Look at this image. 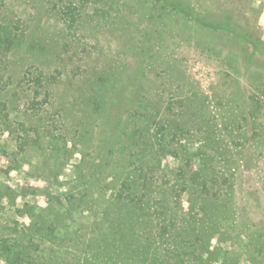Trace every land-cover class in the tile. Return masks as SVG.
<instances>
[{
  "label": "rangeland",
  "instance_id": "374dc122",
  "mask_svg": "<svg viewBox=\"0 0 264 264\" xmlns=\"http://www.w3.org/2000/svg\"><path fill=\"white\" fill-rule=\"evenodd\" d=\"M85 2L0 0V25L18 23L24 37L0 53L9 120L8 128L0 124V239L31 234L38 217L49 223V206L63 200L87 154L88 181L109 184L116 167L119 183L134 181L130 195H169L166 228L197 229L175 213L201 198L227 222L207 264H264V0ZM69 3L85 7L71 35L53 9ZM33 67L57 82L50 103L26 113L31 89L19 95L16 82ZM105 77L112 81L103 90L106 109L94 113L100 96L92 92ZM135 128L153 145L131 141L119 151L122 129ZM92 162L105 166L102 177L91 176ZM199 172L205 180L192 181ZM153 226L163 229L158 220Z\"/></svg>",
  "mask_w": 264,
  "mask_h": 264
},
{
  "label": "trees",
  "instance_id": "16d2710c",
  "mask_svg": "<svg viewBox=\"0 0 264 264\" xmlns=\"http://www.w3.org/2000/svg\"><path fill=\"white\" fill-rule=\"evenodd\" d=\"M69 4L64 12L56 6L53 9L57 14L61 13L62 18L64 17L66 33L71 35L72 27L76 20L80 19L85 7ZM18 25L12 21L7 26L0 25V53L15 51L21 45L24 37ZM0 66L5 70L1 59ZM143 72L144 70L140 68L137 73L142 75ZM69 73L75 75L74 70H69ZM55 82H57L56 75L47 76L34 67L27 69L21 75L16 82L18 94L26 92L24 85L31 89L26 113L27 111L39 112L50 103L52 92L50 88ZM111 82L109 77L97 81L99 90H94L92 95L98 94L100 97L94 98V113L106 109L108 95L103 96V90L110 89ZM121 95L120 93L117 102H120ZM6 107L4 103H0V124L8 128V116L3 115ZM135 129H122L119 136L124 140H120L123 146L119 147V151L120 148L121 150L127 148L131 141L137 142L140 146L153 145L151 140H148L147 130ZM44 130L48 129L44 128ZM142 152L143 149L139 151L140 156ZM156 156L157 153L154 158ZM88 164V155H82L80 164L76 165L79 178L71 182V187L67 185L69 190L66 195H63V200H56L49 206L48 216L51 220L49 223L45 224V221L38 217L34 222L29 223L31 234H24L18 241L0 239V256L5 258L6 264H102L103 262L120 264L121 261L132 264H207L204 255L208 257L215 248L217 243L214 237L219 231L221 221L224 220L219 219L208 205V211H206L201 198L194 200V204L187 213L183 210H180L179 214L175 213L177 220L180 218V220L188 221L190 225H197V229L192 228V231H189L186 227L166 228L164 226L169 223L168 216L172 211L169 208V195L165 192L155 196L130 195L131 191L127 184L134 185V181L130 182L127 178H123L124 181L119 183L115 179L117 173L119 174V168L116 167L112 168L114 174L109 184L95 183L92 177L94 174L102 177L104 173L102 169L105 166L94 162L92 164L95 168L91 173L94 181H88L85 176ZM193 176L192 181L205 180L202 172L195 173ZM140 189L138 188L139 191ZM108 191H114V193L105 200V193ZM96 203L106 204L103 210H99L95 206ZM120 208L130 209V215L119 216L116 209ZM157 220L158 225L163 226V229L158 231L154 230V226L152 227ZM224 223L227 222L224 221ZM204 230L209 231V234H204ZM157 235L158 239H156ZM41 245L47 247L41 249ZM56 254L58 256L54 257L53 255Z\"/></svg>",
  "mask_w": 264,
  "mask_h": 264
},
{
  "label": "clouds",
  "instance_id": "9594fccd",
  "mask_svg": "<svg viewBox=\"0 0 264 264\" xmlns=\"http://www.w3.org/2000/svg\"><path fill=\"white\" fill-rule=\"evenodd\" d=\"M7 135V133H5V136Z\"/></svg>",
  "mask_w": 264,
  "mask_h": 264
}]
</instances>
